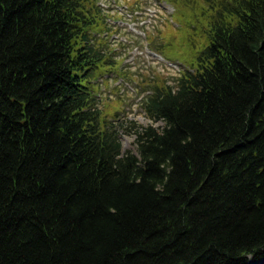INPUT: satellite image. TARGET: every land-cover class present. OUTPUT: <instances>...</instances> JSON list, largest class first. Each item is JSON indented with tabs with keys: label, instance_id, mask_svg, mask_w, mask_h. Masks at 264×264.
<instances>
[{
	"label": "trees",
	"instance_id": "16d2710c",
	"mask_svg": "<svg viewBox=\"0 0 264 264\" xmlns=\"http://www.w3.org/2000/svg\"><path fill=\"white\" fill-rule=\"evenodd\" d=\"M165 1L191 63L135 153L99 120L98 0H0V264H264V0Z\"/></svg>",
	"mask_w": 264,
	"mask_h": 264
},
{
	"label": "rangeland",
	"instance_id": "374dc122",
	"mask_svg": "<svg viewBox=\"0 0 264 264\" xmlns=\"http://www.w3.org/2000/svg\"><path fill=\"white\" fill-rule=\"evenodd\" d=\"M98 4L107 13L111 31L96 34V38L105 39L101 46L104 50L111 47L110 56L115 60L102 64L93 74L99 120L103 128L113 122L124 149L138 153L134 130L136 123L148 121L142 105L154 84L151 80L161 73L167 84H176L180 70L191 63V47L180 31L172 36L181 20L165 0H98Z\"/></svg>",
	"mask_w": 264,
	"mask_h": 264
}]
</instances>
